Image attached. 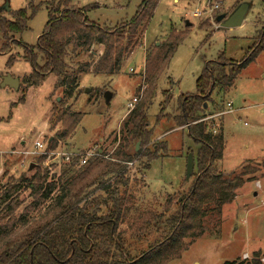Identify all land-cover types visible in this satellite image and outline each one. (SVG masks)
<instances>
[{"label":"trees","instance_id":"obj_1","mask_svg":"<svg viewBox=\"0 0 264 264\" xmlns=\"http://www.w3.org/2000/svg\"><path fill=\"white\" fill-rule=\"evenodd\" d=\"M158 1L142 0L129 20L110 28L88 16L100 7L98 3L77 6L71 0H51L49 20L33 45L17 42L15 36L28 29V22L40 7L30 3L29 7L10 10V18L0 13V53L10 49L11 40L16 41L24 46L23 57L33 67L22 78L20 102L25 101L30 86L42 84L50 74L57 78L55 88L67 89L71 97L82 72L119 71L122 61L139 42L136 35L151 21ZM200 27H205L204 23ZM184 34L171 35L165 43L148 50L143 97L123 120L122 136L109 158L93 157L80 165L79 156H74L72 161L63 162L56 177L42 165V156L31 176L23 173L17 178L10 176L6 186L0 183V264H167L180 258L192 244L186 239L194 240L204 233V222L213 203L220 206L232 200L233 187L215 169L216 162L224 156V133H214L216 128L203 120L209 114L204 103L212 99L213 90L231 86L264 50V26L259 41L241 62L220 54L206 63L196 80L195 93H180L176 97L177 125L187 126L189 138L198 146L195 154L189 148L198 169L194 185L179 196L169 194L166 202L157 206L129 204L131 176L126 163L144 158L140 161L143 172L168 149L165 141L151 142L154 130L148 111L158 81ZM97 45L104 48L96 59L72 69L71 54L89 53L94 58ZM16 60L12 54L8 66ZM61 105L51 118V130L62 123V128L50 138L53 149L61 141L67 144L83 118L82 113L72 111L66 103ZM161 116L162 113L158 121ZM27 198H31L30 203L17 213ZM124 224L126 228H122ZM263 257L264 252L257 251L250 260L223 264H264Z\"/></svg>","mask_w":264,"mask_h":264},{"label":"rangeland","instance_id":"obj_2","mask_svg":"<svg viewBox=\"0 0 264 264\" xmlns=\"http://www.w3.org/2000/svg\"><path fill=\"white\" fill-rule=\"evenodd\" d=\"M50 1L0 0L1 16L9 18L10 11L4 9L7 2L11 10L29 7L30 3L33 7H40L28 22V29L15 36L17 42L36 44L49 20ZM141 1L71 0L77 6L98 3L100 7L90 11L88 16L110 28L129 20ZM216 1L220 7L213 10ZM243 1L250 5L243 25L222 27L216 17L222 13L229 16ZM197 10L201 14L194 17L193 12ZM203 23L205 27L201 28ZM263 26L264 0H159L151 21L136 35L139 42L130 56L122 61L119 71L94 72L91 69L82 72L71 97L67 89L55 88L57 78L50 74L42 84L28 88L24 102H20L22 78L33 67L23 57L24 46L11 40L10 49L0 53L1 185L6 186L10 176L17 178L23 173L33 174L30 162L37 166V159L25 158L24 154L17 152L33 150L37 139L48 143L62 128L59 123L55 130H51V118L62 107V102L72 111L83 114L74 136L65 145L60 142L62 150L75 151L95 145H100L105 152L112 150L122 136V123L128 115L129 102L136 96L139 100L143 97L148 50L155 44L165 43L171 35L185 33L158 81L157 93L148 111L150 127L154 130L151 142L165 141L168 149L162 151L164 155L153 160L151 167L143 172L140 161L145 159L135 160L129 169V204L157 206L165 203L169 194L187 193L198 174L195 163L194 175L187 179L189 148L195 154L198 146L189 138L188 127L177 125L175 89H179V94L195 93L196 80L206 63L216 60L222 53L241 62L247 51L259 41ZM207 35H211L210 38ZM103 48L102 45L94 48V58L89 53L71 54L72 69L96 59ZM12 54L17 60L13 66H8ZM7 75L20 79L18 90L1 85ZM107 92L112 94L109 102L105 98ZM228 102L233 103L231 111ZM207 104L209 114L206 117L216 115L208 120L211 128H216L217 134L223 131L225 137L224 156L216 162L215 169L222 172L233 187V197L220 206L213 203L204 222V233L194 240L186 239L192 244L180 258L167 264H223L244 260V253L250 260L255 251L264 252V50L241 71L231 86L222 91L213 90L212 99ZM161 113L163 116L158 121ZM62 168L63 164L58 165L49 173L57 177ZM28 193H25L27 197ZM30 201L31 198H27L17 213Z\"/></svg>","mask_w":264,"mask_h":264},{"label":"built area","instance_id":"obj_3","mask_svg":"<svg viewBox=\"0 0 264 264\" xmlns=\"http://www.w3.org/2000/svg\"><path fill=\"white\" fill-rule=\"evenodd\" d=\"M220 7V3L216 1V3L212 6V9H218ZM201 12L200 11H194L193 12V16L194 17H198L200 16ZM139 99L138 97H134L132 99V101L129 102L128 104V113L130 111H132L136 104L138 103ZM228 107H230L231 109H229V111L232 110V102H228L227 103ZM216 115H211L208 116L206 118H204L203 120H209L213 117H215ZM216 129L214 130V133H216ZM120 140V137L118 139V142ZM117 142V144H118ZM117 144L113 147V149L109 152H105L102 147L100 145H95L93 147L90 148H86V149H81V150H75V151H65L62 150L61 146H59L56 149L50 148V140L49 142H45L44 139H37L34 142V149L33 150H22V151H15L21 155H25V158H29L32 157L33 159H38L39 157L44 156L42 165L44 167H47L48 170H52L53 168H56V166L58 165H62L63 162H70L72 161L74 156H79L80 158V165H85L88 163L89 159L93 158V157H101V158H109L110 157V153L114 150V148H116ZM113 160L117 161L116 159L112 158ZM127 164V169H132L133 165L135 164V161L132 162H128ZM31 165V162H30ZM257 184L260 185V182H258ZM244 258L247 259L249 258L248 254L244 255ZM262 261L264 262V257L262 258Z\"/></svg>","mask_w":264,"mask_h":264},{"label":"water","instance_id":"obj_4","mask_svg":"<svg viewBox=\"0 0 264 264\" xmlns=\"http://www.w3.org/2000/svg\"><path fill=\"white\" fill-rule=\"evenodd\" d=\"M249 3L247 2H242L229 16H226V13H222L216 17L217 21L220 22V25L222 27L226 28H234L243 25L244 19L248 13L249 10ZM4 9L6 11H10V6L9 3L7 2L4 6ZM187 25H190V22H187ZM2 86H10L15 89H19L20 86V79L19 78H14L11 75H7L4 77L3 82L1 83ZM179 89H175V93L178 95L179 94ZM112 97V94L107 92L105 94L106 101L109 102ZM205 108L208 107L207 102L204 103ZM140 142L137 143L136 145V150L139 149ZM36 164L31 163L30 165V170L35 168ZM195 168V158L193 152H189L188 155V162H187V179H190V177L193 175Z\"/></svg>","mask_w":264,"mask_h":264},{"label":"crops","instance_id":"obj_5","mask_svg":"<svg viewBox=\"0 0 264 264\" xmlns=\"http://www.w3.org/2000/svg\"><path fill=\"white\" fill-rule=\"evenodd\" d=\"M258 251H260V250H258ZM255 252H257V251H255ZM244 254H246V253H244Z\"/></svg>","mask_w":264,"mask_h":264}]
</instances>
